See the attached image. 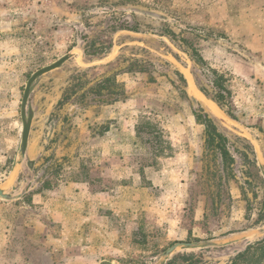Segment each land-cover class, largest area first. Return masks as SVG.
Returning a JSON list of instances; mask_svg holds the SVG:
<instances>
[{
	"label": "rangeland",
	"instance_id": "rangeland-1",
	"mask_svg": "<svg viewBox=\"0 0 264 264\" xmlns=\"http://www.w3.org/2000/svg\"><path fill=\"white\" fill-rule=\"evenodd\" d=\"M182 39L200 49L204 66L190 58ZM88 49L94 54L86 55ZM72 50L73 58L34 85L28 109L35 116L19 163L27 81ZM132 57L152 64L119 76L127 96L117 104H81L82 90L61 103L80 69L94 81ZM176 70L196 100L182 92ZM221 76L237 119L212 99ZM201 109L226 137L234 157L228 168L218 139L208 144L206 127L195 118ZM142 115L162 128V142L145 132L135 152L113 155L114 134ZM249 134L264 161V0H0V188L18 195L0 198V222L9 229L0 264H156L178 241L228 239L263 227L264 175ZM74 180L96 194L108 192L110 201H95L88 209L94 224L70 232L48 217L41 201ZM143 186L159 199L115 213L116 200L134 205L131 195ZM151 208L162 211L154 215ZM88 239L95 254L81 249ZM250 244L178 250L172 258L191 254L198 264H228ZM55 248L57 256L43 262Z\"/></svg>",
	"mask_w": 264,
	"mask_h": 264
},
{
	"label": "trees",
	"instance_id": "trees-1",
	"mask_svg": "<svg viewBox=\"0 0 264 264\" xmlns=\"http://www.w3.org/2000/svg\"><path fill=\"white\" fill-rule=\"evenodd\" d=\"M124 29H129L126 27ZM172 36H175V33L170 31ZM188 47L185 51L188 53L190 58L200 66H204L206 64V59L202 55L200 49L193 45V43H189L188 39H182ZM94 54V51L88 49L86 55ZM127 59V58H125ZM147 64H152L147 61ZM147 64L138 58H130L128 59V64L121 69L115 70L111 73L105 74L100 78L91 81L88 77V69H80L75 75L72 76V81L70 85L67 87L66 92L64 93L63 98L60 100L61 103L66 102L71 96L80 92L79 102L81 104L87 105L89 102H98L104 105L112 104L117 101L123 100L127 96V88L124 81L119 79V76L124 73H137V72H146L148 70ZM177 74L180 76V80L183 82L185 89L182 92L186 95L188 93V82L184 74L176 70ZM223 77H218L214 79V84L220 88L219 96L212 97V99L220 105V107L228 106L227 113L233 119H237L232 111L234 105L231 99L227 96H232V92L230 89L225 87V85L221 82ZM205 95L208 96V93L205 89L200 88ZM90 98V100H88ZM226 100V102H224ZM86 108V107H85ZM202 113L197 111L194 112L195 118L198 123L204 124L207 132V142L208 144H213L216 141L215 145L220 150L222 161L225 168L230 167L234 163V157L230 154L229 150L226 148L224 141L226 137L222 132L219 131L218 126L213 121L211 116L204 112ZM107 129V128H106ZM136 134L138 138H144L143 133H155V140L157 143H161V133L162 128L158 127L147 118L145 115L140 116L139 122L135 126ZM103 132V131H101ZM148 142L150 139H147ZM145 142V141H144ZM147 142V141H146ZM164 148H156V155L163 153ZM154 153V152H153ZM167 264H198V259L193 258L191 254H179L176 257L174 256ZM228 264H264V237L250 245H248L244 250L238 252Z\"/></svg>",
	"mask_w": 264,
	"mask_h": 264
},
{
	"label": "crops",
	"instance_id": "crops-1",
	"mask_svg": "<svg viewBox=\"0 0 264 264\" xmlns=\"http://www.w3.org/2000/svg\"><path fill=\"white\" fill-rule=\"evenodd\" d=\"M117 104V103H114ZM114 104H110V105H105L106 108H108L109 106H113ZM111 110L107 109V112H109ZM113 114H111L110 116H108L107 118H112ZM135 124V123H134ZM132 126V128L130 129H125L123 131H117L116 134H114V141L115 143L111 144L109 150L113 153H115L116 155L118 154L119 157L121 156H127L128 154H131L133 152H135L136 150V146H137V134H136V130H135V126ZM107 137H104L102 140H106ZM113 153V155H115ZM122 166V165H121ZM128 166V165H127ZM124 167V166H123ZM148 168H154L152 165L148 166ZM147 169V167H146ZM154 170V169H153ZM146 172V171H145ZM147 173V172H146ZM155 180V179H154ZM66 184V182H65ZM80 185V186H78ZM64 189L63 187L61 189H59L58 191H53L50 192L47 195V198L45 201H41V202H45L46 204V208H45V212L48 214L49 218H52L54 222H58V223H63L62 224V229L67 230V231H74V225H80L79 227L82 226H86V225H92L94 224V217H95V212L94 209L92 208L90 211L91 213H89L88 209L89 206L94 207V203L98 202V201H108L107 199H109V195L108 192L107 193H94L92 192L87 186L83 185L82 182H76L71 181V182H67L66 185H64ZM151 187H145L143 186L140 189H136L135 191H133L131 197L135 196L137 199L134 202V205H129L133 202V200L131 199L130 201H123V200H116L115 206L116 210L115 213H119V212H124L127 211L128 208L134 209V208H140V204L145 202L146 204H152L154 201H157L159 199V197H156L155 195L152 196V189H150ZM41 194H35L33 196V202H38L36 201V199L40 196ZM142 196L144 197V199L142 198ZM140 198V200H139ZM85 202L84 205L85 207H83V204L80 202ZM96 201V202H95ZM110 201V199H109ZM101 203V202H100ZM47 205H49L47 207ZM79 206H81L79 208ZM134 206V207H133ZM144 208V207H141ZM146 208V207H145ZM152 209V208H151ZM114 210V209H113ZM162 210H158V209H152L149 212L154 213V215H158L160 214ZM165 211V210H163ZM167 212V211H166ZM165 212V213H166ZM164 213V212H163ZM103 220V219H102ZM159 221V220H158ZM92 223V224H90ZM9 224V222H8ZM71 226V228H70ZM108 228H106V230H103L104 232H108ZM4 230V231H3ZM77 230V229H76ZM6 232H9V229L7 227L3 226L2 221L0 222V256L2 258H4V254H3V248L4 245L6 244V238L8 236L5 234ZM3 233L5 234L3 236ZM108 235V234H107ZM4 239V240H3ZM58 241H60V239H57ZM84 245H81V249H86V253L87 255H89L88 252L94 253L95 254V246H94V240H89L86 241L85 243H82ZM60 249H54L53 253H49L46 252L42 258V261L47 263L48 261H50L53 257L52 254L55 253V256H57V251ZM91 250V251H90ZM104 256V254H103ZM102 261H105V258L102 259Z\"/></svg>",
	"mask_w": 264,
	"mask_h": 264
},
{
	"label": "water",
	"instance_id": "water-1",
	"mask_svg": "<svg viewBox=\"0 0 264 264\" xmlns=\"http://www.w3.org/2000/svg\"><path fill=\"white\" fill-rule=\"evenodd\" d=\"M78 50H81V45L77 47ZM83 54V52L81 51ZM75 51L72 50L67 54L60 57L55 62L41 67L37 71H35L28 79L21 103V118H22V134H21V144L19 150V163H22L24 160L25 154L29 145V138L32 129V124L34 120V110L32 108L28 109V101L29 97L34 89L35 83L45 74L62 67L67 61L75 56ZM190 95V94H189ZM193 100H196L192 95H190ZM252 144L256 147V155L259 167L264 175V161L261 158L260 151L258 149V142L252 134H249ZM18 195H14L8 193L6 189L0 188V198L6 200L16 199ZM261 237H264V226L247 230L242 232L236 237L228 238V239H209L203 241H178L173 243L170 247H168L160 256V259L156 264H167V262L172 258V256L178 250H188V249H205V248H214V247H223L227 245H231L240 241H246L247 244H250L253 240H257Z\"/></svg>",
	"mask_w": 264,
	"mask_h": 264
},
{
	"label": "bare ground",
	"instance_id": "bare-ground-1",
	"mask_svg": "<svg viewBox=\"0 0 264 264\" xmlns=\"http://www.w3.org/2000/svg\"><path fill=\"white\" fill-rule=\"evenodd\" d=\"M194 86V85H193ZM196 93H198V92H196ZM194 98H196L194 95H192ZM206 98V97H205ZM206 100V99H205ZM207 102V101H206ZM210 102V101H209ZM208 103V102H207ZM211 103V102H210ZM216 107V106H215Z\"/></svg>",
	"mask_w": 264,
	"mask_h": 264
}]
</instances>
